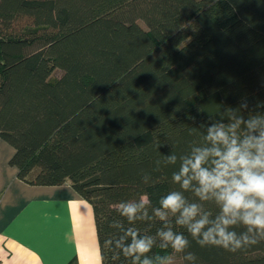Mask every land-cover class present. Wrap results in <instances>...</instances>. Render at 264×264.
I'll use <instances>...</instances> for the list:
<instances>
[{
    "label": "trees",
    "instance_id": "trees-1",
    "mask_svg": "<svg viewBox=\"0 0 264 264\" xmlns=\"http://www.w3.org/2000/svg\"><path fill=\"white\" fill-rule=\"evenodd\" d=\"M242 99L249 110L264 102V0H0L9 163L28 184L68 181L90 203L102 264H131L105 244L123 234L114 221L142 235L164 227L155 217L129 224L116 206L147 195L152 215L161 196L181 190L172 180L179 159L163 156L188 154L202 142L200 125ZM169 224L188 237L196 264H264V241L233 253L201 247L171 215ZM173 254L187 264L158 238L147 255L158 264Z\"/></svg>",
    "mask_w": 264,
    "mask_h": 264
},
{
    "label": "clouds",
    "instance_id": "clouds-1",
    "mask_svg": "<svg viewBox=\"0 0 264 264\" xmlns=\"http://www.w3.org/2000/svg\"><path fill=\"white\" fill-rule=\"evenodd\" d=\"M264 102H258L249 110L246 100L238 107H227L219 112V119L210 117L209 123L201 124L202 142L194 145L188 154L179 158L174 152L163 156L166 165L179 168L172 174L174 183L180 186L159 199V206L148 208L151 199L142 195L138 200L122 201L116 211L129 224L136 221H151L154 217L164 222V227L153 235H142L135 227L124 228L119 221L111 225L123 229V234L106 245H113L131 264H153L147 254L156 246L183 253L187 264H196L197 257L191 251L190 240L183 232L174 231L169 216L201 247L216 246L236 252L264 241ZM247 112V117L244 113ZM194 119V118H193ZM157 170L161 164L156 161ZM143 182L151 180L145 174ZM191 192L196 198L189 201L184 193ZM212 202L216 214L206 210L204 204ZM243 227L242 232L234 229ZM158 264H174L171 255L157 256Z\"/></svg>",
    "mask_w": 264,
    "mask_h": 264
},
{
    "label": "crops",
    "instance_id": "crops-1",
    "mask_svg": "<svg viewBox=\"0 0 264 264\" xmlns=\"http://www.w3.org/2000/svg\"><path fill=\"white\" fill-rule=\"evenodd\" d=\"M0 137V264H102L92 206L68 181L32 185Z\"/></svg>",
    "mask_w": 264,
    "mask_h": 264
},
{
    "label": "rangeland",
    "instance_id": "rangeland-1",
    "mask_svg": "<svg viewBox=\"0 0 264 264\" xmlns=\"http://www.w3.org/2000/svg\"><path fill=\"white\" fill-rule=\"evenodd\" d=\"M172 256L174 258V264H178L181 262V260L177 254H173Z\"/></svg>",
    "mask_w": 264,
    "mask_h": 264
}]
</instances>
